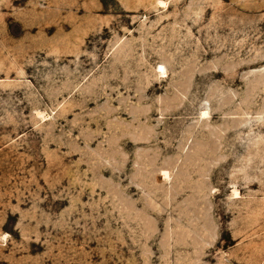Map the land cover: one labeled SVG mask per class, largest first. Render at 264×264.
<instances>
[{
  "label": "rangeland",
  "instance_id": "374dc122",
  "mask_svg": "<svg viewBox=\"0 0 264 264\" xmlns=\"http://www.w3.org/2000/svg\"><path fill=\"white\" fill-rule=\"evenodd\" d=\"M0 264H264V0H0Z\"/></svg>",
  "mask_w": 264,
  "mask_h": 264
},
{
  "label": "bare ground",
  "instance_id": "6f19581e",
  "mask_svg": "<svg viewBox=\"0 0 264 264\" xmlns=\"http://www.w3.org/2000/svg\"><path fill=\"white\" fill-rule=\"evenodd\" d=\"M161 69H163V67L161 66Z\"/></svg>",
  "mask_w": 264,
  "mask_h": 264
}]
</instances>
